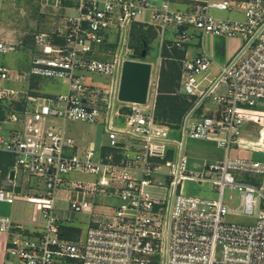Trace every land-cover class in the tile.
I'll use <instances>...</instances> for the list:
<instances>
[{"label":"built area","instance_id":"obj_1","mask_svg":"<svg viewBox=\"0 0 264 264\" xmlns=\"http://www.w3.org/2000/svg\"><path fill=\"white\" fill-rule=\"evenodd\" d=\"M78 1L79 14L56 29L63 42L45 43L47 34H37L42 52L23 73L62 78L67 93L39 95L6 86L13 70L0 65V152L15 156L6 172L0 168V200L31 201L34 212L38 206V216L0 214L4 254L25 264H264V160L229 154L231 147L264 152L256 137L242 135L264 114V0ZM223 10L237 16L215 13ZM135 23L155 29L161 54L165 47L185 50L179 58V91L195 96L198 107L177 126L183 139L172 137L174 126L156 116L160 70L151 78L146 103L119 99L124 61L134 58L125 53L129 48L134 53L129 41ZM169 26L179 39L165 37ZM189 26L201 32L202 51L196 55L189 51L195 36ZM112 27L118 34L113 41ZM211 34L242 39L225 64L212 68L216 60L204 47ZM15 48L0 38V52ZM87 72L111 77L108 89L89 81ZM208 98L211 105H205ZM115 99L123 104L114 111ZM68 120L103 122L107 145L116 150L103 154L89 140L78 139L67 131ZM187 135L217 141L227 149L225 157L192 172L184 152ZM73 170L97 175L72 183L83 198L72 200L71 208L91 213L85 238L65 235L56 205L65 175ZM185 180L211 182L218 198L184 193ZM226 187L240 191L238 207L224 201ZM99 193L118 201L93 210L86 197ZM231 213L253 222L227 221Z\"/></svg>","mask_w":264,"mask_h":264},{"label":"rangeland","instance_id":"obj_2","mask_svg":"<svg viewBox=\"0 0 264 264\" xmlns=\"http://www.w3.org/2000/svg\"><path fill=\"white\" fill-rule=\"evenodd\" d=\"M2 0V4H3ZM176 5L183 9L185 7L184 2H178ZM1 7V6H0ZM17 8H20L18 6ZM49 8L56 9L54 5H51ZM7 10H3V15H6ZM19 10L13 11L12 14H7L5 22L4 20L0 19L4 22V25H6L9 29H18L20 30H28L24 31L20 37L19 31H13L12 32V38L18 42L19 44L16 46L15 50H11L8 52H0V59H2L7 65H10L11 69H18L16 71L20 70H30L34 61V56L36 54L35 52V43H36V35L40 32H31L29 30H37V27H35L32 23V20L30 18L27 19L26 15L19 14ZM63 14H78V11H75L73 9H69L68 12H62ZM216 14L221 16H229L234 17L237 16V13L230 12V11H215ZM5 17V16H3ZM188 32L194 33L195 36L191 40V47L189 48L190 55H196L197 53L202 51L201 48V32L198 28L194 26L188 27ZM109 38L111 41L115 40L117 37V31L114 27L109 29ZM19 36V37H18ZM24 36V37H22ZM165 37L168 40H177L179 39V33L176 32L174 27L169 26L167 28V31L165 33ZM25 40L23 41V44L27 45H21V41L19 40ZM240 37H224L222 39L213 38L212 35H206L204 38V43L206 50L209 54L213 56V58L216 60L211 65V68L214 67L217 62L220 63V65H223L227 61V56L230 55L231 49L233 45H238L241 40ZM131 41V37H130ZM129 41V46H130ZM117 43L111 44V48L113 50L117 49ZM131 47V46H130ZM124 51H126V47H124ZM131 49H127V53L125 55L127 57H134V59H146L153 62V72L152 76L157 75L162 65L165 63V59H162L161 54V46H160V40L156 36L153 40H151L146 56H140L137 53L131 54ZM210 68V69H211ZM222 69L221 66L216 67L212 73L211 77H215L220 70ZM208 71L203 73L202 75H199V78H202L204 74H206ZM87 77L89 81L94 82L97 85L106 86L108 89V86L111 82V77L108 75L102 74V73H90L87 72ZM40 78V94L41 95H54V94H61V93H67L69 85L66 81H64L62 78H45L43 76H39ZM6 86L13 87L15 89H20L22 86H27V82L23 81L22 79H17L12 76L11 79L3 82ZM209 85V80H206L203 84V87L206 88ZM151 91H153V86L151 87ZM34 93V92H32ZM107 93V92H106ZM158 95V94H157ZM188 95V94H187ZM211 101V98H208V101L205 105H211L209 102ZM123 104L122 101L115 99V105H114V111L119 108ZM59 122L62 123V120H59ZM117 123H121V118H116ZM66 129L78 138H87L89 139L90 143H93L98 151L102 148L103 143L109 144V136L105 129V124L103 122L99 123H89L81 120H68L66 121ZM175 129L170 132V135L174 138H181L183 139V132L178 129L177 127H174ZM253 132L252 135H249L248 132ZM248 129H243V134L246 135L249 138H255L260 144H264V114L261 115L259 118V121L251 122V125ZM227 149L224 147H221L218 145L217 141L211 140V139H204V138H196L191 137L190 135H187L185 138V148L184 152L187 155L189 159V170H192V172L195 171H202L204 170V164L205 163H211L215 162L217 160L223 159L226 155ZM229 154L231 156H239V157H248L252 159H261L264 160V152L262 151H255V150H249V149H240L238 147H231L229 150ZM15 163V156L13 154L7 153V152H0V168L6 172L13 164ZM65 178L67 180V183L64 185L62 190L59 192V197L56 200V205L60 212L66 211L68 215L72 217L71 220L65 219L64 221L67 223H72L75 226H78L79 231L82 233V237L85 238L90 222H91V213L88 211H74L71 208V201L78 199H82L83 197L78 196L76 190L72 189V183L74 181H93L97 179V175L85 172L81 170H73L70 171L65 175ZM159 181V180H157ZM161 182L163 184L168 185L169 181L168 179H161ZM184 193L186 194H192V195H199L206 198H218V192L216 189H214L213 184L211 182H200L196 180H185L184 183ZM89 201L93 203V210H100L102 207L100 206L101 203L110 201L111 203L115 204L117 203V197L110 196L108 194H102L99 193L97 195H89L86 197ZM224 201L232 208L238 207L240 205L241 201V195L240 191L236 188L226 187L225 194H224ZM34 212V205L31 201L25 202V201H15L14 203H9L5 201L0 200V214L10 215L13 218H23L24 215L26 217H31ZM35 216H38V206L35 208L34 212ZM227 221H233V222H241V223H252L253 218L247 215H240V214H229L227 216ZM5 264H24L20 262V260L17 257L10 256Z\"/></svg>","mask_w":264,"mask_h":264},{"label":"crops","instance_id":"obj_3","mask_svg":"<svg viewBox=\"0 0 264 264\" xmlns=\"http://www.w3.org/2000/svg\"><path fill=\"white\" fill-rule=\"evenodd\" d=\"M2 0H0V19L4 20L6 19L7 14H12L13 11L19 10V12L22 15H26L27 19L30 18L32 20V24L37 27V30H29V31H40L38 34L41 33H45L47 34L45 37V43H51V44H57V43H61V41L63 42V38L61 36H59L58 34H56V29L57 27L62 23V21L68 19L69 17H74L77 16L79 14V1L78 0H61L59 3L56 2V0H4L3 4L1 2ZM51 5H54L56 7V9L53 8H49ZM18 6H20V8H17ZM6 9L7 13L6 15H3V10ZM69 9H73L75 11H78V14H63L62 12H68ZM19 13V14H20ZM5 16V17H3ZM0 20V38L6 40L7 42H14L16 44V46L19 44L18 42H16L13 38H12V32L13 31H19L18 29H9L6 25H4V22ZM26 32L28 30H20L18 34H20V37L22 35L23 32ZM213 38H217V39H222L224 37H229V36H218V35H213L211 34ZM37 36V35H36ZM35 36V37H36ZM19 37V36H18ZM24 37V36H22ZM241 42L238 45H233L231 46V53L229 56H227V61L229 60V58L235 53V51L239 48L240 44L242 43V39H240ZM21 41V43L25 40L21 39L19 40V42ZM28 42L26 44H21V45H27ZM43 46V43H39L36 39V43H35V56L33 57L34 59L36 57H38L41 54V47ZM204 47H205V43H204ZM206 49V47H205ZM226 61V62H227ZM0 65H5V66H10L7 65L2 59H0ZM11 68V67H9ZM13 70V77L17 78V79H22V82L26 81L27 82V86H22L19 90H25L27 92H34L33 94H39L41 95L40 92V75L37 74H32L31 76H27L25 77L23 75L24 71L28 70V69H24V70H20L19 72L12 69ZM17 105V104H16ZM18 105H22V103H18ZM57 123H61L59 122V120L57 121ZM66 124V123H65ZM66 127V126H65ZM68 131V129H67ZM78 138V137H77ZM78 139H83V140H89L87 138H78ZM84 142V141H83ZM108 143H103L102 148L100 149V152H102L103 154H106L108 152H112L115 151L116 148H113L111 146L107 145ZM59 215L61 216V218L63 219V226H68V227H63V230L67 232V234L69 236H71L72 238H78L82 235L81 231H79L78 226H75L74 224L67 223L64 220L65 219H69L71 220L72 217L70 215H68L66 213V211H63L62 213L59 210ZM92 222H90L91 224ZM4 239L5 236L0 234V264H5L6 260L10 257L6 254H4L3 251V246H4ZM21 262V261H20ZM23 263V262H22ZM25 264V263H24Z\"/></svg>","mask_w":264,"mask_h":264},{"label":"trees","instance_id":"obj_4","mask_svg":"<svg viewBox=\"0 0 264 264\" xmlns=\"http://www.w3.org/2000/svg\"><path fill=\"white\" fill-rule=\"evenodd\" d=\"M157 35L151 26L145 27L143 23H135L131 32L130 46L140 56ZM62 42V41H61ZM185 54L184 49L165 47L162 55L165 63L160 68V80L156 100V116L158 119L177 127L195 105L196 97L179 91L181 79V65L179 58ZM68 227V226H63ZM64 231V230H63ZM65 235L71 237L64 231ZM72 238V237H71Z\"/></svg>","mask_w":264,"mask_h":264},{"label":"water","instance_id":"obj_5","mask_svg":"<svg viewBox=\"0 0 264 264\" xmlns=\"http://www.w3.org/2000/svg\"><path fill=\"white\" fill-rule=\"evenodd\" d=\"M158 5L163 0H155ZM183 30V28H181ZM142 55H147V48H144ZM153 72V62L146 59L127 58L124 61L120 85H119V99L122 101L146 103L150 91L151 78ZM196 104L187 114L186 121L192 113L197 109ZM121 145L124 142H120ZM15 175V170H11V177Z\"/></svg>","mask_w":264,"mask_h":264}]
</instances>
